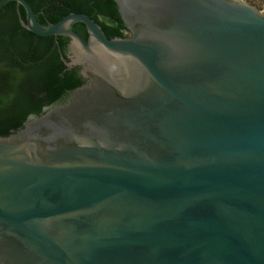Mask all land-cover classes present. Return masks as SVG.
<instances>
[{
    "label": "water",
    "instance_id": "obj_1",
    "mask_svg": "<svg viewBox=\"0 0 264 264\" xmlns=\"http://www.w3.org/2000/svg\"><path fill=\"white\" fill-rule=\"evenodd\" d=\"M15 1L88 82L0 136V264H264V9L115 0L109 37Z\"/></svg>",
    "mask_w": 264,
    "mask_h": 264
},
{
    "label": "trees",
    "instance_id": "obj_2",
    "mask_svg": "<svg viewBox=\"0 0 264 264\" xmlns=\"http://www.w3.org/2000/svg\"><path fill=\"white\" fill-rule=\"evenodd\" d=\"M27 1L44 24L72 11L86 12L109 37L127 36L115 0ZM18 9L24 17L23 6L15 0L0 10V136L18 130L30 115L42 113L43 106L82 83L75 72L64 69L60 58L59 47L64 50L68 38L26 29L19 21ZM72 28L87 37L83 23H74Z\"/></svg>",
    "mask_w": 264,
    "mask_h": 264
},
{
    "label": "flooded vegetation",
    "instance_id": "obj_3",
    "mask_svg": "<svg viewBox=\"0 0 264 264\" xmlns=\"http://www.w3.org/2000/svg\"><path fill=\"white\" fill-rule=\"evenodd\" d=\"M129 33H130L129 30L126 31L127 36L129 35ZM68 44H69V40L66 41L64 50H62L61 47H59L60 58H61L62 62L64 63V69L75 72V74L80 78L82 83L79 86H81V85H83V84L88 82V78L85 77L83 75V73H82L83 72V66L82 65L72 63V58H70L68 56L69 53H70ZM61 53L64 55V57H65L64 59L61 57ZM79 86H76L75 88L63 93L61 95V97L59 99H57L54 103H51V104L46 105V106H43V111L42 112H44L46 110V108L49 107V106L64 104L68 100L69 95L71 94V92L74 91Z\"/></svg>",
    "mask_w": 264,
    "mask_h": 264
},
{
    "label": "rangeland",
    "instance_id": "obj_4",
    "mask_svg": "<svg viewBox=\"0 0 264 264\" xmlns=\"http://www.w3.org/2000/svg\"><path fill=\"white\" fill-rule=\"evenodd\" d=\"M244 1L255 6L261 11L264 9V0H244Z\"/></svg>",
    "mask_w": 264,
    "mask_h": 264
}]
</instances>
